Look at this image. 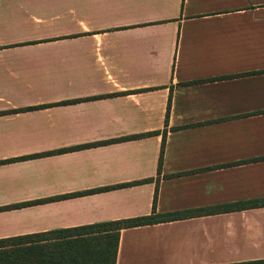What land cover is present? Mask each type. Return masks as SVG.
Instances as JSON below:
<instances>
[{
	"label": "crops",
	"instance_id": "1",
	"mask_svg": "<svg viewBox=\"0 0 264 264\" xmlns=\"http://www.w3.org/2000/svg\"><path fill=\"white\" fill-rule=\"evenodd\" d=\"M84 144L0 164V238L264 198V0H0V160ZM116 264H264V205L123 228Z\"/></svg>",
	"mask_w": 264,
	"mask_h": 264
},
{
	"label": "trees",
	"instance_id": "2",
	"mask_svg": "<svg viewBox=\"0 0 264 264\" xmlns=\"http://www.w3.org/2000/svg\"><path fill=\"white\" fill-rule=\"evenodd\" d=\"M144 134L123 137L116 140L139 138ZM106 140L95 144L108 143ZM92 144L78 145L53 151L36 153L28 156L0 160L1 163L33 158L46 154H54L90 146ZM137 183V182H136ZM124 183L118 186H127ZM110 187L95 188L57 196L65 198L85 193L106 190ZM157 194H155L156 199ZM44 200H37L41 202ZM264 205V198L250 201L228 203L222 206L197 208L184 211L157 213L156 210L149 215L99 222L78 227L55 229L48 232L18 235L0 238V264H116L120 230L126 227L140 226L161 221L180 219L203 213L233 210L241 207ZM20 206V204L0 207V210Z\"/></svg>",
	"mask_w": 264,
	"mask_h": 264
}]
</instances>
